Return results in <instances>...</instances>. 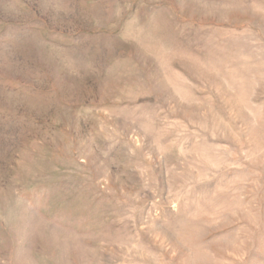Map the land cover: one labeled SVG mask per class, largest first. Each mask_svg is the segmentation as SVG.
Listing matches in <instances>:
<instances>
[{
  "label": "rangeland",
  "instance_id": "rangeland-1",
  "mask_svg": "<svg viewBox=\"0 0 264 264\" xmlns=\"http://www.w3.org/2000/svg\"><path fill=\"white\" fill-rule=\"evenodd\" d=\"M0 264H264V0H0Z\"/></svg>",
  "mask_w": 264,
  "mask_h": 264
}]
</instances>
